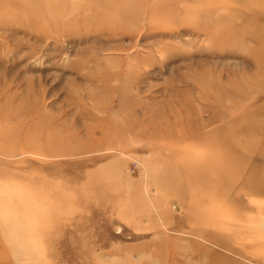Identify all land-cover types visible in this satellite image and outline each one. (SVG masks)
I'll list each match as a JSON object with an SVG mask.
<instances>
[{
    "label": "rangeland",
    "instance_id": "374dc122",
    "mask_svg": "<svg viewBox=\"0 0 264 264\" xmlns=\"http://www.w3.org/2000/svg\"><path fill=\"white\" fill-rule=\"evenodd\" d=\"M0 264H264V0H0Z\"/></svg>",
    "mask_w": 264,
    "mask_h": 264
}]
</instances>
